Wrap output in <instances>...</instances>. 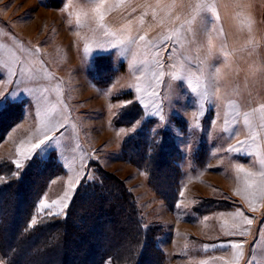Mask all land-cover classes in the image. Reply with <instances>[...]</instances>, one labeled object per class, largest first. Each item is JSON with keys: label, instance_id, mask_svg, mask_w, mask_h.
Segmentation results:
<instances>
[{"label": "rangeland", "instance_id": "1", "mask_svg": "<svg viewBox=\"0 0 264 264\" xmlns=\"http://www.w3.org/2000/svg\"><path fill=\"white\" fill-rule=\"evenodd\" d=\"M82 2L92 4L95 0ZM253 2L261 14L255 47L235 46L233 40L217 32L215 24L210 55L207 35L200 26H195L191 43L175 39L155 42L152 34L138 33L133 36L136 43L128 45L129 52L121 54L123 46L112 47L116 37L105 35L97 25L86 32L80 30L79 37L74 35L77 29L66 23L69 15L62 11L66 0H0V63L4 64L0 68V187L20 179L39 162L49 165L53 161L58 172L48 177L38 200L45 193L48 201L58 199L79 176L76 191L70 193V205L82 182L96 181L100 172H107L126 184L143 226L154 232L156 264H264V194L259 176L264 171V125L258 111L264 105V0ZM109 3L115 4L114 0ZM110 14L105 21L107 31L116 32L122 22L123 28L133 26L134 17L127 15L120 17L121 26L111 27ZM145 34L147 40L139 41ZM222 42L231 54L228 63L216 59ZM85 43L93 49L87 58ZM98 43L105 48L99 49ZM146 49L160 51L164 76L158 86L152 73L160 69L152 63V56L145 54ZM133 55L139 62L136 68L132 66ZM213 65L227 74L226 80L213 82ZM185 68H189L187 78H171L172 74H183ZM197 78L216 93L214 104L204 101L201 106ZM137 83L141 87L152 85L159 96L136 92ZM12 92L16 93L14 98L8 95ZM142 95L141 101L138 98ZM152 100L163 108V121L159 116L145 115L157 111ZM229 101L235 105L232 110L227 107ZM13 105L20 107L21 115L4 118L5 114L10 116L7 110ZM245 112H252L249 124L243 121ZM47 113L49 119L67 117L65 127L57 132L59 151H50L46 160L33 158L16 178L13 162L25 163L18 150L26 151L49 134L41 120ZM197 123L199 128H195ZM225 127L236 135L222 132ZM137 131L149 146L164 145L169 160L157 167L158 171L151 167V158L142 156L144 153L127 151V146L138 141ZM237 141H247V150L253 154L229 152V145ZM152 152L148 149L147 155ZM167 165L170 171L166 176L174 180H167L168 185L155 181ZM174 165L177 171L172 172ZM240 167L255 175L239 172ZM22 194L14 199H22L26 193ZM247 219H252L251 225ZM243 229L248 231L241 235ZM237 242H244L239 260L230 246ZM0 264H8L1 250ZM104 264L125 263H114L110 258ZM145 264L151 263L146 260Z\"/></svg>", "mask_w": 264, "mask_h": 264}, {"label": "trees", "instance_id": "2", "mask_svg": "<svg viewBox=\"0 0 264 264\" xmlns=\"http://www.w3.org/2000/svg\"><path fill=\"white\" fill-rule=\"evenodd\" d=\"M7 111L10 116L5 114L4 118L16 119L21 115L17 105ZM136 133H139L138 141L133 147L127 146V151L144 153L142 156L151 158V167L155 166L158 171L157 167L161 168V164L169 160L164 145L149 146L141 140L142 133ZM148 149L153 151L150 157ZM52 165L58 166L53 161L49 165L39 162L20 179H11L0 187L3 203L0 205V250L8 264H104L110 258L114 263L145 264L148 260L156 264L154 232L143 226L134 196L126 184L107 172H100L96 181L82 182L69 205L66 219L49 217L43 224L27 228L35 201L45 190L48 177L58 172ZM174 167L172 172L177 171ZM169 169L167 165L162 174L158 172L159 178L155 181L167 185V180L174 181L166 176ZM22 193L27 195L14 199L17 194L23 196Z\"/></svg>", "mask_w": 264, "mask_h": 264}, {"label": "snow or ice", "instance_id": "3", "mask_svg": "<svg viewBox=\"0 0 264 264\" xmlns=\"http://www.w3.org/2000/svg\"><path fill=\"white\" fill-rule=\"evenodd\" d=\"M96 2V0H95ZM240 6H243V0H239ZM218 3H220V0H196L194 3L193 0H170L169 2H164V0H157V7L162 9H175V12L171 13V16L174 17L175 21H178L181 19V16L177 13H182L184 11H188L190 15H192L193 19H195L196 15H199L201 17V24L200 27L202 28L203 32L207 35L208 40V51L209 54H212V47H211V32L214 29V25L216 21H219L221 19L220 12L218 11ZM129 5L126 4V0H117L115 4H110L109 0H98L97 6L93 9V15L94 19L96 21V25L98 28H102L105 30V35L116 37L115 43L112 44V47H115L117 45L123 46L121 54H125L129 52L128 45L135 44L136 38L132 36H121L117 32H109L107 31V25L105 23L106 17L109 16L110 13H112L115 9L121 8V7H127ZM143 7H152V5H143ZM69 6L66 4L65 7L62 9V11L68 12L69 16H74L76 18L77 24H80V14L76 11H68ZM132 11H135V8H132ZM140 23L143 24L144 20L143 18L140 19ZM191 30V29H189ZM219 33H223V28H220L217 30ZM76 35L79 37L80 33L76 32ZM139 41L145 42L147 40V36L140 35L138 37ZM167 39L172 40L175 39L178 43L182 42L184 39H187L186 36H183L179 31H173V34L168 36ZM195 37L192 38V40H189V43L193 42ZM111 43V42H110ZM149 44H152L153 42L148 41ZM249 44H251L253 47H255V42L253 40L248 41ZM97 47L99 49H104L105 45L103 43H98ZM37 52H39V48L36 49ZM93 49L91 46L87 43L84 45V53L85 57L87 58L91 53ZM146 55L150 54L152 56V63L156 65L157 69H160L159 71L152 73V78L155 81V84L158 86L162 83V77L164 76V72L162 71L163 63L160 57V51H150L146 49L145 52ZM183 55V53H181ZM230 52L227 49L225 43H221V46L216 52V59H223L225 63L229 62L230 58ZM170 54V59H171ZM142 62V61H141ZM138 61L136 60L135 55L132 57V66L133 68L138 67ZM4 64L0 63V68H3ZM175 68V65H173ZM212 79L213 82H218L222 80L227 79V74H221L219 71V68L215 65L212 66ZM189 76V68H185L183 74H172L171 78L173 80L179 81L181 79H185ZM33 79L36 78V74H33ZM141 77H137V80L139 81ZM136 92L143 93L144 95L150 96V97H158L159 93L155 90V88L152 87V85H147L145 87H141L139 83L134 85ZM152 88V90L149 92L148 89ZM196 90L198 95L200 96V103L201 106L203 105L204 101H208L209 103H215V100L217 99L215 92H210L208 88L204 87V85L200 82V80L197 78L196 80ZM27 91V90H26ZM11 97H15L16 93L12 92L10 94ZM144 95L140 96L138 99L141 101L144 99ZM127 103H131V101H128ZM172 101L170 98V105ZM152 106L157 109L155 113H145V115L151 116L156 115L160 117V120L163 121L165 118L162 115L163 108L161 105L157 104L155 100H152ZM145 108H148L149 105H144ZM228 109L232 110L234 109L235 105L232 101H229L227 105ZM257 109H253L252 112H256ZM261 113V124L264 125V105H261L258 109ZM252 112H245L243 114V121L245 124H249L250 120L249 117L252 115ZM236 115H239V113H236ZM50 113L45 114L42 116V124L47 129V132L49 134H45L43 136V139L39 140L38 143H34L28 148L26 151H20L18 150L19 155L24 159L25 163H21L19 160L14 161V166L17 171L13 172L12 175L16 178L19 177L20 171L23 170L27 166V162H30L33 160V158H39L41 160H46L48 158V154L50 151H59L60 141L59 137H57V132L60 131V129L65 127V123L67 120V117H63L62 119H49ZM45 121H47L45 123ZM215 121H213L214 123ZM229 121L226 119L225 124L227 125ZM192 126L189 125V130H191ZM195 128H199V123L195 125ZM222 132L229 133L232 137L236 135L235 131L230 130L228 127H225L222 129ZM61 135H63L61 133ZM159 143V142H158ZM250 147L248 145L247 141H237L234 145H229L228 151L231 153H243L247 156H251L253 153L249 152L247 149ZM57 159H60V156H57ZM261 165L264 166V159L261 160ZM239 172H244L248 176L255 175V173L249 172L248 170L244 169L243 167L238 168ZM259 176L261 177V193L264 194V171H261L259 173ZM88 179H92L91 177H87ZM80 177L77 176L75 183L69 182L68 189L64 192V194L59 197L56 200L48 201L46 197V193L44 196L40 198V200L37 201V204L35 206V210L33 213V216L30 218L27 228L31 229L37 226V224H43L45 221L48 220L49 217H57V218H67V212L66 209L69 207V203L72 199V196L70 193H74L76 191V187L79 184ZM177 208L180 207L179 203L176 205ZM40 215V219H37V215ZM241 214V213H238ZM252 219H247L246 223L248 225L252 224ZM227 222L225 221V224ZM237 225H233V228H237ZM248 230L243 229L241 230V235L246 234ZM232 234V233H229ZM232 248L236 250V257L237 260L243 255V247L244 242H237L230 245Z\"/></svg>", "mask_w": 264, "mask_h": 264}, {"label": "crops", "instance_id": "4", "mask_svg": "<svg viewBox=\"0 0 264 264\" xmlns=\"http://www.w3.org/2000/svg\"><path fill=\"white\" fill-rule=\"evenodd\" d=\"M116 2L117 0H114V3ZM164 2L170 3V0H164ZM193 2L195 3L196 0H193ZM126 4L129 6L115 9L112 12L113 19H109L108 22L111 27H119L121 26L120 17L124 18L127 15L134 17V21L131 22L132 27L127 25L126 28H123L122 22V28L116 29L117 33H127V36L132 34L130 36L133 37L137 36L138 33H150L155 42L158 40L168 41L167 37L172 35L175 30L186 36L187 39L184 40L187 41L192 40L194 37L195 26L201 24V17L196 15L193 19L188 11L177 13L181 16V19L175 21L174 17L171 16L175 9L159 8L156 6L157 0H126ZM143 5H152V7H143ZM133 7L135 11H132ZM217 7L221 19L215 24L218 29L223 28L222 35L224 38L227 36L228 40L229 38L233 40L235 46H241L242 48L249 45L253 48L248 41L253 40L255 44L258 42L256 34L258 33L257 26L260 25L259 17L261 15L255 9L253 0H243L242 7L239 0H220ZM141 18L144 20L143 24L140 23Z\"/></svg>", "mask_w": 264, "mask_h": 264}, {"label": "clouds", "instance_id": "5", "mask_svg": "<svg viewBox=\"0 0 264 264\" xmlns=\"http://www.w3.org/2000/svg\"><path fill=\"white\" fill-rule=\"evenodd\" d=\"M97 3L98 0L92 4L83 3L82 0H66V4L69 6V8L79 12L80 24H77L76 18L74 16H69L66 23L68 25H75L77 29L76 32L80 33V30H84L86 32L91 26L96 25L93 9L97 6ZM76 32H74V35H76Z\"/></svg>", "mask_w": 264, "mask_h": 264}]
</instances>
